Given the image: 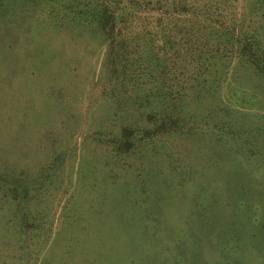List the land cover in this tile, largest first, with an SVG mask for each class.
Segmentation results:
<instances>
[{"label": "rangeland", "instance_id": "rangeland-1", "mask_svg": "<svg viewBox=\"0 0 264 264\" xmlns=\"http://www.w3.org/2000/svg\"><path fill=\"white\" fill-rule=\"evenodd\" d=\"M43 1L34 14L27 0H0V264H264V214L229 216L256 199L249 186L233 175L226 211L204 207L202 184L219 190L218 160L264 154L229 131L255 109L244 86L264 74L200 71L183 107L147 97L115 114L101 84L105 37L91 25L60 31ZM206 1L214 11L220 0ZM235 5L215 14L238 46L252 36L264 47V0ZM169 109L187 122L170 130Z\"/></svg>", "mask_w": 264, "mask_h": 264}, {"label": "trees", "instance_id": "trees-1", "mask_svg": "<svg viewBox=\"0 0 264 264\" xmlns=\"http://www.w3.org/2000/svg\"><path fill=\"white\" fill-rule=\"evenodd\" d=\"M207 2L44 0L42 10H49L50 22L60 31L91 25L105 37L101 84L116 114L139 110L147 97L161 96L167 107L174 106L172 102L183 107L189 80L194 73L200 76V71L211 73L222 67L228 75L238 67H254L264 74V47H258L252 36L244 37L246 43L238 46L241 35L215 14L221 6L237 7L239 0L216 1L214 11L206 7ZM27 3L26 11L36 14L37 0ZM187 118L173 111L169 129Z\"/></svg>", "mask_w": 264, "mask_h": 264}, {"label": "crops", "instance_id": "crops-1", "mask_svg": "<svg viewBox=\"0 0 264 264\" xmlns=\"http://www.w3.org/2000/svg\"><path fill=\"white\" fill-rule=\"evenodd\" d=\"M239 87V86H238ZM246 89H249L253 92L254 100L252 101L255 109L247 107L250 110L247 111L244 114H241V120L234 119L229 125V131L230 133H237L241 134L246 133L245 139L246 143L250 145L251 150L254 152H258L260 148H264V94L262 93V88L264 89V85L256 84V85H247L244 86ZM236 92L240 91V89H235ZM242 91V90H241ZM233 125V126H232ZM237 145V144H236ZM263 145V146H262ZM237 148V146H236ZM239 152V151H238ZM260 153H264V151H259ZM246 152H239L236 157L238 158V161L232 162V160H218L214 162V170H213V184H210L211 186H218V191L210 190L207 191L208 184H204V204H206L204 207H212L215 204V201H219V205H223L225 207L226 211L228 207L230 206L229 202V194L231 190L233 189L231 185H233L234 179L232 178L233 175H236L239 179V185L243 188H247L249 194L256 199H241L238 200V205H236V208L234 211H230V215L234 213H240L241 215L248 214L251 219L253 218V214L249 211H255V209H260L261 213L264 214V200L259 198L258 194L260 190H264V154L256 157L255 159H252V161L248 158H246ZM207 167V166H206ZM203 169V168H202ZM201 169V171H202ZM204 173V172H203ZM247 186V187H246ZM232 188V189H231ZM230 189L227 196H224V192L226 190ZM262 190V195H264V191ZM206 194L210 196V198H206ZM227 197V199H226ZM207 200V202H206ZM252 204H255L252 206ZM241 206V208H240ZM253 209V210H252ZM237 215V214H236ZM263 219V215H262Z\"/></svg>", "mask_w": 264, "mask_h": 264}]
</instances>
